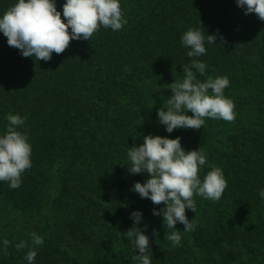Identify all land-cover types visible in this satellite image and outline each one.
Masks as SVG:
<instances>
[{"label":"trees","instance_id":"obj_1","mask_svg":"<svg viewBox=\"0 0 264 264\" xmlns=\"http://www.w3.org/2000/svg\"><path fill=\"white\" fill-rule=\"evenodd\" d=\"M17 2L0 0V18ZM65 2L55 0L62 19ZM119 3L127 21L121 30L101 26L47 62L23 57L0 32V136L7 116L19 115L26 119L16 130L31 145L20 187L0 181V264H28L29 249L37 252L33 264H138L125 235L137 211L152 264H264V21L236 0ZM189 29L203 33L206 54L187 56L181 37ZM192 59L206 65L204 75L196 72L201 82L228 78L223 94L235 120L205 119L200 130L168 133L157 112L172 95L166 85L182 81ZM147 135L179 137L186 152L201 149L202 181L213 167L223 172L221 199L194 195L195 213L186 209L192 231L179 222L168 228L153 215L166 206L133 191L150 177L129 173L128 147ZM176 230L181 243L173 247L165 235ZM21 241L27 247L18 251Z\"/></svg>","mask_w":264,"mask_h":264},{"label":"clouds","instance_id":"obj_2","mask_svg":"<svg viewBox=\"0 0 264 264\" xmlns=\"http://www.w3.org/2000/svg\"><path fill=\"white\" fill-rule=\"evenodd\" d=\"M236 3L238 7L246 8L245 15L254 13L264 21V0H236ZM62 15L63 19L55 0H18L0 18V32L7 38L8 46L19 49L23 57L47 62L53 53H64L71 41H89L101 26L118 31L127 23L119 0H66ZM216 39L215 35H207L209 44L216 43ZM220 39L222 44L226 43L223 37ZM181 43L191 49L187 52L190 58L206 54L205 37L200 30H187L181 37ZM205 69L203 62L192 59L182 67V81L174 80L166 85L172 95L167 98V109L161 108L157 115L168 133L176 129L200 130L205 119L235 120L234 103L223 94L229 86L228 78L209 76L201 82L196 72L204 75ZM187 112L192 115H187ZM25 119L9 114L7 130L0 136V181L8 182L13 189L20 187L22 173L31 167L28 137L16 130L25 123ZM127 156L129 173L146 172L150 177L145 183H135L133 191L154 205L166 206L159 212L154 210L153 215L162 216L163 224L170 229H176L179 222L184 225V231L194 230V223L186 216V209L195 213L194 195L219 201L227 188V181L218 167L207 172L203 181L200 179L199 170L205 165L206 157L201 149L186 152L179 137L169 139L147 135L139 147H128ZM259 195L264 199V189L259 191ZM131 218L134 226L125 235L139 253L133 256V260L138 264H152L149 237L135 226L141 223L142 213L133 212ZM31 237L35 245L44 242L36 233H31ZM165 239L171 241L173 247L180 246V231L166 234ZM3 243L6 249L9 241L4 240ZM15 247L19 251L26 248L27 243L21 241ZM36 255V251L29 249L25 256L28 264H33Z\"/></svg>","mask_w":264,"mask_h":264}]
</instances>
